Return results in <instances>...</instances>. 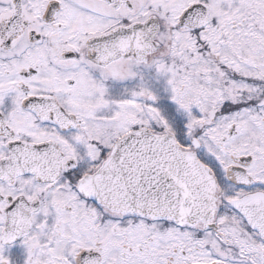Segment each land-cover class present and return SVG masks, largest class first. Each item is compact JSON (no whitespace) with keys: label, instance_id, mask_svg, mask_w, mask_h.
<instances>
[{"label":"snow or ice","instance_id":"6c2138e0","mask_svg":"<svg viewBox=\"0 0 264 264\" xmlns=\"http://www.w3.org/2000/svg\"><path fill=\"white\" fill-rule=\"evenodd\" d=\"M0 264H264V0H0Z\"/></svg>","mask_w":264,"mask_h":264}]
</instances>
